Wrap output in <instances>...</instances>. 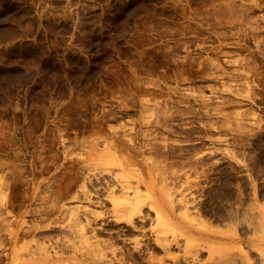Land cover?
Here are the masks:
<instances>
[{"label": "rangeland", "instance_id": "374dc122", "mask_svg": "<svg viewBox=\"0 0 264 264\" xmlns=\"http://www.w3.org/2000/svg\"><path fill=\"white\" fill-rule=\"evenodd\" d=\"M259 211L264 0H0V264H261Z\"/></svg>", "mask_w": 264, "mask_h": 264}, {"label": "bare ground", "instance_id": "6f19581e", "mask_svg": "<svg viewBox=\"0 0 264 264\" xmlns=\"http://www.w3.org/2000/svg\"><path fill=\"white\" fill-rule=\"evenodd\" d=\"M117 187L120 188L122 190V192H123V190L126 189L125 185H121V186L118 185ZM85 189H86L85 187L82 188V190H84L83 194L85 192ZM112 192H113V190H112ZM157 215H158V217L160 219L159 223L166 225V227L170 228L171 231L177 232V230L172 227L170 222L160 212H157ZM248 218L249 217H247V219ZM14 224H16V223L13 222L12 225H14ZM8 225H11V222ZM8 225H7V227H8ZM258 225H259L258 229H261V231H262L263 227L261 228V226H264V214L261 211L258 212ZM10 227H9L10 229H7V231H8L7 235L9 236L8 240H9V243L12 246L15 245V248H17V246L19 245L20 241L23 242L22 241L23 239H21V237H23V236L20 237L19 230H18L19 229V225H14V226H10ZM257 241L260 244L259 245L260 247H258V249L259 248L264 249V245L262 244V243H264V240L262 239V237H260V235H258V240ZM5 245L7 247L9 244L8 245L5 244ZM6 247H4V248H6ZM32 248L33 247H31V246L29 247V245H24V246L20 247L18 250H15L11 264H46L47 261L49 260V257L45 256L46 253L44 252L45 253L44 254V253H42V250H37V249H36L37 251L36 250L34 251V249L32 250ZM3 251H4V249H3ZM5 251H6V249H5ZM3 255H5V254H3ZM48 255H49V253H48ZM260 255H261V260H260L261 264H264V252L261 251ZM7 258L10 259L8 256H7Z\"/></svg>", "mask_w": 264, "mask_h": 264}]
</instances>
